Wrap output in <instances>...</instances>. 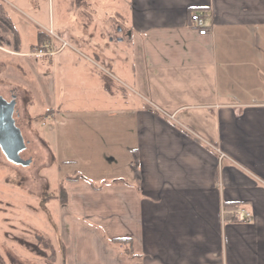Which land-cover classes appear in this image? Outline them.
I'll return each mask as SVG.
<instances>
[{
    "label": "crops",
    "instance_id": "0c3cea01",
    "mask_svg": "<svg viewBox=\"0 0 264 264\" xmlns=\"http://www.w3.org/2000/svg\"><path fill=\"white\" fill-rule=\"evenodd\" d=\"M99 1L92 12H71L78 34L67 24L47 35L44 73L33 74L36 62L22 51L56 127L69 111L72 77L56 75L64 64L90 91L77 112L107 110L111 143L123 151L118 159L114 148L109 177L59 181L65 201L59 197L58 220L46 231L55 264H264V0H119L108 13L118 20L102 30L140 53L126 76L135 89L123 83L119 92L107 89L86 53L56 62L71 38L99 47ZM192 12L207 14L205 34ZM41 139L56 163L58 148ZM117 238L130 239L135 255Z\"/></svg>",
    "mask_w": 264,
    "mask_h": 264
},
{
    "label": "rangeland",
    "instance_id": "374dc122",
    "mask_svg": "<svg viewBox=\"0 0 264 264\" xmlns=\"http://www.w3.org/2000/svg\"><path fill=\"white\" fill-rule=\"evenodd\" d=\"M0 2L20 35L19 51H15L12 46L0 44V64H4L0 67V95L7 102L11 96L16 100L18 105L16 124L19 125L24 140L33 154V163L23 166L8 161L0 149V254L6 264H47L48 248H45L43 239H37L34 235L39 231H50V227L52 228L58 220L59 181H64L67 174L80 175L81 182L92 179L101 172L109 177V173L117 169L115 163H110L114 148L120 153L117 155L118 159H121L123 151L122 147L111 143L112 132L109 135L110 118L107 110L77 112L90 91L81 88L82 84L74 78L75 74L71 75L74 69L63 70L64 64L56 66V75L57 78L72 77V82H69L70 86H67L66 90L69 111L60 112L63 124L56 127L53 124L55 119L50 120L47 118V112L42 113L45 106L39 95L34 93L36 91L32 84L34 81L26 62L28 58L26 55L32 54L30 58L36 62L33 74L44 73L49 67L47 55L35 54L33 51L38 48L30 49V46L36 43L37 31H44L53 39L58 33H62L59 26L68 24L70 34H78L77 24L70 26L69 23L71 19L73 20L71 12L94 11L96 9L94 0H0ZM99 2L101 5L97 7V11L104 15L99 18L100 24L94 18L92 22H95V27L91 25V28L94 27L96 30L95 41L99 47L94 45L84 47L76 44L71 38L69 40L71 44L65 47L61 57H56V62L61 63L63 58H67L66 62L68 58L76 60L78 54L72 50L77 49L76 51L86 53L100 65L101 79L117 92L127 89L123 83L134 88L126 76H131L133 65L140 63L136 58L140 53L136 50L137 55L132 54L130 42L119 41L117 40L119 37L107 36L102 30V23L110 19L108 13L115 8L113 5L120 1ZM117 20L118 18L113 17L110 22L115 23ZM50 30L52 34L49 33ZM0 36L10 40L12 37L9 31H3L1 28ZM22 51L28 54H23ZM106 76L113 79H106ZM83 122H98L99 125H91V128L85 129L84 124L79 126ZM41 136L46 139L53 151L58 148L59 160L56 163L50 164L49 151ZM117 137L123 139V132Z\"/></svg>",
    "mask_w": 264,
    "mask_h": 264
},
{
    "label": "water",
    "instance_id": "95a60500",
    "mask_svg": "<svg viewBox=\"0 0 264 264\" xmlns=\"http://www.w3.org/2000/svg\"><path fill=\"white\" fill-rule=\"evenodd\" d=\"M121 39V38H117ZM18 119V105L14 98L7 102L0 95V149L5 158L23 166L33 163V154L27 146Z\"/></svg>",
    "mask_w": 264,
    "mask_h": 264
},
{
    "label": "trees",
    "instance_id": "16d2710c",
    "mask_svg": "<svg viewBox=\"0 0 264 264\" xmlns=\"http://www.w3.org/2000/svg\"><path fill=\"white\" fill-rule=\"evenodd\" d=\"M0 28L3 31H9L11 33V40L7 39L6 37L0 36V44H6V46H12L15 51L20 50V35L19 32L14 25L12 19L6 15L4 7L0 2ZM47 39V34L44 31L38 30L37 31V39L36 43L32 44L30 49L36 48H44L45 49V41ZM12 41V42H11ZM4 64H0V67H3ZM1 69V68H0ZM106 87L108 89V85L106 83ZM133 158L131 161V166L133 169L137 170V159L135 157V153L133 152ZM66 192L63 187L60 189V200L61 202L65 201ZM37 239H43L45 248H48L49 253L46 255V259H48L47 264H55L56 261V250L52 243V239L49 234L43 231H39L34 235ZM120 245L122 246V250L130 256H134V252L132 250V244L130 243V239L128 238H117ZM0 264H6L2 255L0 254Z\"/></svg>",
    "mask_w": 264,
    "mask_h": 264
},
{
    "label": "built area",
    "instance_id": "2783aa9c",
    "mask_svg": "<svg viewBox=\"0 0 264 264\" xmlns=\"http://www.w3.org/2000/svg\"><path fill=\"white\" fill-rule=\"evenodd\" d=\"M206 18H207V14L206 13H200V12H192L190 14V20L193 23L194 27L196 28L197 32L199 34H205L208 30L205 26L206 23ZM52 34V31L50 30V32ZM65 45V42L64 44ZM45 46V45H44ZM45 49L44 48H38L36 51H33L35 54H44L45 53ZM49 116V115H47ZM49 118V117H47ZM245 215L249 216L248 212H245Z\"/></svg>",
    "mask_w": 264,
    "mask_h": 264
},
{
    "label": "flooded vegetation",
    "instance_id": "af4514ba",
    "mask_svg": "<svg viewBox=\"0 0 264 264\" xmlns=\"http://www.w3.org/2000/svg\"><path fill=\"white\" fill-rule=\"evenodd\" d=\"M12 98H13V96H11L10 101H11ZM16 122H17V121H16Z\"/></svg>",
    "mask_w": 264,
    "mask_h": 264
}]
</instances>
